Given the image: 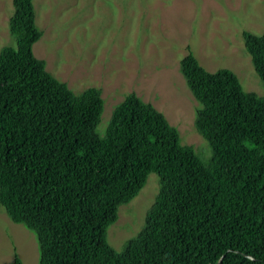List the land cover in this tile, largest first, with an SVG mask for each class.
I'll return each mask as SVG.
<instances>
[{
    "label": "trees",
    "instance_id": "trees-1",
    "mask_svg": "<svg viewBox=\"0 0 264 264\" xmlns=\"http://www.w3.org/2000/svg\"><path fill=\"white\" fill-rule=\"evenodd\" d=\"M13 5L17 47L0 52V204L35 231L40 264H264V96L190 52L180 68L209 161L133 91L100 131L102 89L78 93L52 73L33 50L43 36L34 0ZM243 36L264 84V33ZM151 173L144 226L118 251L109 227Z\"/></svg>",
    "mask_w": 264,
    "mask_h": 264
},
{
    "label": "rangeland",
    "instance_id": "rangeland-1",
    "mask_svg": "<svg viewBox=\"0 0 264 264\" xmlns=\"http://www.w3.org/2000/svg\"><path fill=\"white\" fill-rule=\"evenodd\" d=\"M41 1L34 0L43 31L34 53L76 92L91 85L102 89L106 110L100 131L112 109L133 91L164 112L181 141L209 161L212 148L194 124L199 103L180 68L190 52L208 71L228 68L246 91L264 96L243 36L264 33V0H45L44 9ZM13 11V0H0V52L17 47L9 30ZM156 175L151 173L140 193L120 206L119 219L109 227L108 240L118 251L144 226ZM16 256L23 264H40L38 237L12 221L0 204V264Z\"/></svg>",
    "mask_w": 264,
    "mask_h": 264
}]
</instances>
